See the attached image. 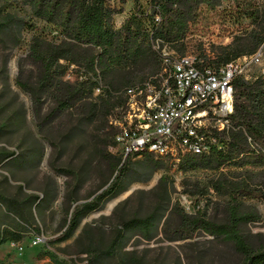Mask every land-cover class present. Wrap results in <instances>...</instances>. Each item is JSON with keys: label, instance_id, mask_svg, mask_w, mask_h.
I'll return each mask as SVG.
<instances>
[{"label": "trees", "instance_id": "obj_1", "mask_svg": "<svg viewBox=\"0 0 264 264\" xmlns=\"http://www.w3.org/2000/svg\"><path fill=\"white\" fill-rule=\"evenodd\" d=\"M12 4L14 10L0 6V49L10 55L26 40L27 29L33 30L25 56L31 70L25 76L19 64L16 82L30 95L36 108L46 103L47 98L54 102L53 109L39 123L40 130L48 122H54L57 115L76 113L78 122L74 129L79 135L90 136L94 142L98 139V145L103 148L95 147L94 151L104 160L106 150L117 145L116 137L123 130L120 123H126L128 100L132 98L129 90L145 89L165 69L161 52L153 49L156 39H161L179 56L212 60L214 57L191 49L195 30L201 33L213 25L225 28L228 24L232 28V40L214 58L216 62L248 56L264 44V0H135L121 26L116 24L115 16L124 10L125 4H113V0H12ZM157 16L161 20L157 21ZM35 20L47 22L56 35L49 38L37 32ZM70 71L74 80L66 79ZM234 88L233 128L218 136L223 144L220 149L213 147L208 153L189 155L156 156L142 151L124 158L114 156L110 167L116 170L117 176L74 210L57 240H67L82 219L106 199L124 192L135 182L150 180L158 169L170 170L175 166L176 171L185 173L253 166L262 168L264 173V75L255 79L238 76ZM112 117L118 125L110 122ZM220 173L205 185L187 179L182 184L184 192L194 197H206L211 190L226 196L227 221L218 223L187 213L179 200L173 202L175 178L165 173L150 191L138 193L140 208L146 204L147 197L150 199L151 207L146 213L126 215L123 211L115 224L113 239L106 245L104 238L96 242L90 229H86L84 238L89 242L84 252L92 254L93 263L103 264V259L118 255L135 235L150 241L163 233L170 241H176L204 233L230 244L241 256L240 264H264V235L243 230L244 224L261 219L255 210L243 208V200L264 197V179L259 186L251 187L229 178L226 172ZM33 198L28 196L18 201L0 195V203L5 201L9 205L11 212H6V216L15 215L19 227L35 231L31 208L38 207L41 201L38 198L33 202ZM20 238L21 232L4 229L0 244L20 241ZM178 264L183 263L179 260Z\"/></svg>", "mask_w": 264, "mask_h": 264}, {"label": "rangeland", "instance_id": "obj_2", "mask_svg": "<svg viewBox=\"0 0 264 264\" xmlns=\"http://www.w3.org/2000/svg\"><path fill=\"white\" fill-rule=\"evenodd\" d=\"M134 3L135 0H127L124 10L133 7ZM0 6L14 10L12 0H0ZM124 10L116 14L117 22L123 19ZM34 22L37 32L49 38L56 35L54 28L47 22ZM195 31L191 49L214 58L232 40V28L228 24L225 28L216 24L204 29V32ZM32 32L31 28L27 29L26 40L10 55L0 49V195L8 200L18 201L32 196L33 202L38 198L41 202L38 207L33 205L31 208L35 231L19 227L20 222L15 215L6 216V212H11L9 205L5 201L0 203V233L4 229L21 232L20 241L8 240L5 244H0V264H100L93 263L92 254L84 252L89 241L84 238L83 232L90 229L96 242L104 238L105 245L108 244L113 239L115 224L123 211L126 215L136 212L143 215L150 209L149 197L146 198L144 207L140 208L138 193L150 191L165 173L175 178L173 202L179 200L187 213L218 223L228 220L226 196L219 195L214 190L206 197L189 195L183 189L184 179L200 181L205 185L212 179H217L221 171L228 173L229 178L241 180L251 187L259 186L264 179L263 169L253 166L233 168L231 171L225 167L219 171L200 169L185 173L176 171L175 166L170 170L158 169L150 180L135 182L124 192L106 199L82 219L79 227L67 240H57L66 229L74 210L82 202L91 200L99 189L117 176L116 170L110 167V162L116 155H123L124 158V154L122 145L117 142L116 146L111 145L106 150L107 159L104 160L98 151H94L95 147L103 148L98 145V139L94 142L90 136L79 135L74 129L78 117L71 111L55 116L54 122H48L44 125V130H40L39 123L53 109L54 102L47 98L46 103L36 108L30 95L16 82L19 64H22L25 76L31 70L25 56ZM260 47L263 50L261 61L249 66V79L264 75V44ZM7 55L9 59H6ZM66 79L74 80L72 71L67 74ZM98 93L99 90H96L95 94ZM116 120L112 117L110 122L116 126ZM90 131L95 133L96 129L90 128ZM71 132L73 135L70 136ZM4 157L6 158L2 160ZM33 158L36 160L32 162ZM132 194L135 195L131 201L123 205ZM243 203L245 210H255L261 217L260 220L244 224V232L264 235V197L244 199ZM179 260L183 264H240L241 256L235 253L230 244L204 233H197L188 240L176 241H170L160 233L158 238L150 241L135 235L118 255L103 259L101 263L178 264Z\"/></svg>", "mask_w": 264, "mask_h": 264}, {"label": "built area", "instance_id": "obj_3", "mask_svg": "<svg viewBox=\"0 0 264 264\" xmlns=\"http://www.w3.org/2000/svg\"><path fill=\"white\" fill-rule=\"evenodd\" d=\"M113 4L124 3L113 0ZM155 19L161 20L158 16ZM164 48L170 46L161 39L153 42V49L161 52L162 59ZM262 55L260 47L228 62L203 57L165 61L166 70L144 87L146 95L128 100L126 123H120L123 130L116 137L124 157L142 148L186 155L220 149L223 144L218 136L233 128L235 78L249 79V66L260 63Z\"/></svg>", "mask_w": 264, "mask_h": 264}, {"label": "bare ground", "instance_id": "obj_4", "mask_svg": "<svg viewBox=\"0 0 264 264\" xmlns=\"http://www.w3.org/2000/svg\"><path fill=\"white\" fill-rule=\"evenodd\" d=\"M165 49V52H164V60H163V63L165 65V61H171V60H186L187 58H195L194 56H179L176 54L175 51H173L172 49H169V48H164ZM166 70V65H165V69ZM161 75V74H159ZM157 75V76H159ZM156 76V77H157ZM155 77V78H156ZM154 78V79H155ZM153 83H148L146 87H149V85H151ZM130 96L132 97L130 100H133V98H141V97H144V95H146V88L145 89H140V91H136L135 89H130L129 92ZM142 151H146V152H150L156 156H167V155H177L178 153H173V154H168V151H155V148H142L140 149V151H137L138 152H141ZM195 154H204V153H208V152H205V151H197V152H194Z\"/></svg>", "mask_w": 264, "mask_h": 264}, {"label": "crops", "instance_id": "obj_5", "mask_svg": "<svg viewBox=\"0 0 264 264\" xmlns=\"http://www.w3.org/2000/svg\"><path fill=\"white\" fill-rule=\"evenodd\" d=\"M127 15H128V10L125 11V15L123 16V19H121L122 20L121 24H117L118 26H121L123 24V22H124L125 18L127 17Z\"/></svg>", "mask_w": 264, "mask_h": 264}]
</instances>
